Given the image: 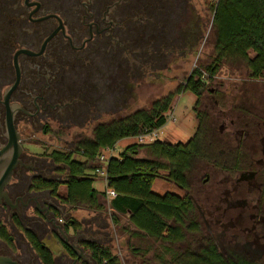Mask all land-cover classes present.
<instances>
[{
  "label": "flooded vegetation",
  "instance_id": "1",
  "mask_svg": "<svg viewBox=\"0 0 264 264\" xmlns=\"http://www.w3.org/2000/svg\"><path fill=\"white\" fill-rule=\"evenodd\" d=\"M190 2L0 0V150L8 112L21 147L0 202V256L16 264H108L105 248L120 264L100 234L98 175L76 145L85 132L131 114L149 75L199 55L204 21ZM224 94L202 103L186 141L197 150L186 187L172 183L190 202L182 222H173L181 238L159 240L176 244L172 258L180 263L264 264V83ZM74 129L69 144L60 140ZM53 137L65 142L62 150L50 148ZM54 153H71L84 173ZM78 210L89 216L71 215Z\"/></svg>",
  "mask_w": 264,
  "mask_h": 264
},
{
  "label": "trees",
  "instance_id": "2",
  "mask_svg": "<svg viewBox=\"0 0 264 264\" xmlns=\"http://www.w3.org/2000/svg\"><path fill=\"white\" fill-rule=\"evenodd\" d=\"M212 11L213 59L203 71L193 70L182 87L196 97L195 106L208 82L227 61L242 60L249 80L264 78V0H217ZM202 72L204 80L201 79ZM249 86H245L243 94H249ZM174 95L169 93L152 101L148 108L137 109L126 117L99 125L91 139L77 142L76 152L86 162H93L94 170L98 166L96 157L106 149H114L118 141L162 128L169 118ZM194 138L200 141L201 133L197 131ZM190 144L189 141L170 144L161 139L147 144L133 142L117 155H111L104 178L106 189L116 194L109 201L110 208L127 214L136 230L153 238L172 242L181 238L173 222H182L190 208L189 200L171 192L155 193L152 185L163 176L166 182L186 187L185 174L192 155L197 151ZM141 152L145 157L138 156ZM54 158L65 162L79 175L86 169L82 162L71 161V153H54ZM161 171L165 174L161 175ZM86 186L88 188L89 184ZM100 255L101 262L106 260L108 264H114L107 249L101 248Z\"/></svg>",
  "mask_w": 264,
  "mask_h": 264
},
{
  "label": "rangeland",
  "instance_id": "3",
  "mask_svg": "<svg viewBox=\"0 0 264 264\" xmlns=\"http://www.w3.org/2000/svg\"><path fill=\"white\" fill-rule=\"evenodd\" d=\"M190 1L194 13L202 15L204 21V41H201L199 44V55L191 59L190 64H182L181 62H178L176 65L168 64L166 69L159 75V78L149 75V82L144 81L137 87V102L133 103L131 109L127 112L148 108L155 99L169 93H175L169 112V115H171L167 123L157 132V139H161L170 144L185 143L193 135L197 124L195 115L201 113L202 103L204 106H208L207 104L211 102V96L219 95L221 90L225 93L224 95L230 98L241 95L243 88L246 85H250L252 81L247 79V69L242 60L235 59L227 61L222 65L213 80L208 82L206 90L199 98L198 105L195 106L196 97L190 92L184 91L182 85L193 70L200 69L203 71V67L208 65L213 59L212 47L215 32L212 27V8L216 0ZM171 75H175V78H173L172 82H169ZM260 80L264 83V78ZM205 110H209V107ZM209 111L211 112V110ZM102 120L104 121L106 118ZM78 131L80 130H71V136H62L60 140L67 139V144H69L76 137L73 134H76ZM89 132H85L87 136L81 137L79 141L91 139L92 135ZM38 137L42 140L41 143L43 144L47 140V137L42 136L41 133H39ZM57 139L58 137H53L50 148L62 150L63 147L61 145L65 144V142H59ZM133 142H135V139L127 138L116 143L111 155H117L126 145ZM138 156L145 157V154L141 152ZM75 158L77 160L83 159ZM160 173L161 175L165 174L162 171ZM162 177L154 182L152 186L153 192L158 194L171 192L182 195L176 186L166 182ZM189 181H187L188 185H190ZM92 188L94 193L101 195V238L104 240L105 245L111 248V253H115L118 256L120 264H182L180 263L181 261H175L172 258L173 254L177 253L176 244L168 242L162 243L159 239L135 230L128 221L129 216L127 214L115 212L110 208L109 201L111 198L103 194L106 190L105 179L103 177L96 176ZM71 215L80 219L89 216V212L86 210H78L72 211Z\"/></svg>",
  "mask_w": 264,
  "mask_h": 264
},
{
  "label": "water",
  "instance_id": "4",
  "mask_svg": "<svg viewBox=\"0 0 264 264\" xmlns=\"http://www.w3.org/2000/svg\"><path fill=\"white\" fill-rule=\"evenodd\" d=\"M13 87L14 86H12V88ZM12 88H10L9 90H11ZM11 117L12 114L8 112L6 117L8 141L6 145L0 150V202L2 199H4L7 202V198L4 192V187L10 180L12 170L17 165L19 161L18 156L21 152V147L18 143V135L16 134L12 126ZM178 187L181 188L180 186ZM0 264H16V263L13 262L10 258L0 256Z\"/></svg>",
  "mask_w": 264,
  "mask_h": 264
},
{
  "label": "built area",
  "instance_id": "5",
  "mask_svg": "<svg viewBox=\"0 0 264 264\" xmlns=\"http://www.w3.org/2000/svg\"><path fill=\"white\" fill-rule=\"evenodd\" d=\"M172 120H174V118H172ZM158 130L146 132L144 134H141V135L134 137L133 139H135V142L138 144L151 143L157 139ZM112 151H113V149H106L105 151H102L100 155H98L96 157V162H97L98 166L94 169V171L99 177L105 178V167L107 164V160L111 156ZM105 194L108 198H114L116 196L114 191L107 190V189L105 190Z\"/></svg>",
  "mask_w": 264,
  "mask_h": 264
},
{
  "label": "crops",
  "instance_id": "6",
  "mask_svg": "<svg viewBox=\"0 0 264 264\" xmlns=\"http://www.w3.org/2000/svg\"><path fill=\"white\" fill-rule=\"evenodd\" d=\"M120 141H122V140H120ZM120 141H118V142H120ZM118 142H117V143H118ZM154 182H155V181H154ZM153 184H154V183H153ZM152 186H153V185H152Z\"/></svg>",
  "mask_w": 264,
  "mask_h": 264
}]
</instances>
